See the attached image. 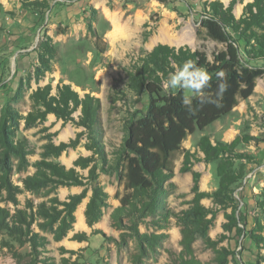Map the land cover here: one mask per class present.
<instances>
[{"label":"rangeland","instance_id":"rangeland-1","mask_svg":"<svg viewBox=\"0 0 264 264\" xmlns=\"http://www.w3.org/2000/svg\"><path fill=\"white\" fill-rule=\"evenodd\" d=\"M42 1H46L45 7L36 10L34 6L23 5ZM212 1L215 0H24L23 3L0 0V116L7 106L22 118L26 116L31 111V93L47 84H51V95L56 94L58 84H65L80 98L89 95L100 101L98 121L91 132L76 125L79 111L72 115L74 122L63 123L52 114L42 123L36 122L31 126H26L24 119L19 120L14 141L27 142V168L18 172L15 169L16 157L11 159L13 171L10 179L22 190L17 195L19 209H24L26 200H31L34 205L52 197L59 202H67L70 196L80 194L84 189L86 196L82 202L89 201L94 182L88 181V177L94 167L95 182L108 198L107 207L102 209V229L93 230L89 245L75 251H81L85 264H131L133 255L140 252L131 232L124 226L117 229L110 220L113 210L121 205L120 199L130 192L124 189L125 153L121 152L124 126L139 119L149 104L146 94L136 97L128 89L126 72L159 44L199 51L211 61L212 54L221 51L222 45L207 39L200 23L208 10L207 2ZM219 1L225 6L231 0ZM252 1L242 0L235 5L233 14L236 19L241 17L244 6ZM88 23L106 44L104 53L96 50L93 37L88 32ZM182 33H186L189 40L184 44L171 42ZM46 37L51 38L57 53L51 62L52 72L36 81L30 75L37 65L38 46ZM243 44L241 41V48ZM250 64L264 67V59ZM163 89L165 95H174L178 91ZM184 94L186 97L191 95L188 90H184ZM78 134L80 137L75 149L46 160L59 163L66 169L74 168L86 185L47 186L37 194L25 191L22 179L36 172L35 163L42 160L44 145L68 143ZM245 135L253 140L239 144L234 150L240 158L234 160L233 170L242 174L231 187V207L223 208L215 205L211 198H203L200 204L215 212V216L204 236L195 235L191 247L201 264H217L215 251L221 247L232 253L227 256L226 264H256L257 260L264 264V249L257 248L249 238L250 234L258 233L255 221L261 225L264 237V214L259 208L261 203L264 204V75L256 81L253 95L247 100H239L230 114L203 130L195 129L185 138L180 150L171 158L173 176L164 185L165 194L160 198L161 205L156 213L139 219L137 215L122 218L125 226L130 225L129 218L137 221L140 234L166 236L154 250L147 249L146 256H142L137 264H172L177 259L182 249L178 221L190 208L194 197L193 173L199 174V192L211 195L218 188L216 167L219 160H203L204 156L198 149L199 139L207 136L212 144H230L236 137ZM94 141L100 146L99 151L88 150ZM186 152L191 155V165L190 170L184 172L181 168ZM79 157L91 158L92 162L86 169H80L73 165ZM0 207L13 211V206L5 202H0ZM233 212L236 226L231 232H225L226 215ZM210 218L208 214L206 219ZM32 230L46 236L49 242L45 248H39V259L52 257L59 262L61 241H53L52 235L41 232L36 225ZM2 239L10 241L6 235H0V242ZM12 244L18 253L29 252L27 245L21 248L15 242ZM62 257L70 259V262L76 258L69 254ZM0 264H15L1 245Z\"/></svg>","mask_w":264,"mask_h":264},{"label":"trees","instance_id":"trees-1","mask_svg":"<svg viewBox=\"0 0 264 264\" xmlns=\"http://www.w3.org/2000/svg\"><path fill=\"white\" fill-rule=\"evenodd\" d=\"M23 3L24 0H19ZM242 0H231L226 7L219 0L207 2V12L201 20L200 27L205 37L222 45V50L212 54L209 61L206 54L191 51L189 48L169 47L157 45L151 52L133 64L126 72L127 87L136 96L146 94L149 104L146 112L137 120L124 126L122 153H125L124 189L130 191L120 199V207L113 210L110 215L112 225L117 229L127 228L130 235L136 239L140 252L133 255L131 264H137L142 256H146L147 249L154 250L166 238L164 234L147 235L138 232V222L129 218V226L123 225L124 216L137 215V219L151 216L156 213L161 205L160 198L165 194L164 185L173 176L171 158L180 150L185 138L194 133L195 129L203 130L212 123L222 119L232 112L239 100H247L253 95L256 81L264 75L263 66L251 65L264 59V0H253L243 8L240 18L236 19L233 9ZM34 6V9L44 8L46 1L23 3ZM88 32L94 40V46L99 53L106 51V44L92 27L87 24ZM200 34V32H198ZM243 41V48L240 42ZM56 48L51 38L46 37L37 49V65L30 75L36 81L52 72L51 62L56 56ZM192 61L197 66L207 70L211 75V87L206 89L208 96L215 98L221 79L217 73H225L228 88L219 100V106L201 103L199 97L192 98L193 112L188 111L183 100L186 98L184 90H178L174 95H165L163 81L169 72L174 71V66ZM51 84L38 87L30 95L31 111L23 118L10 106H7L0 116V202L13 206V211L8 207H0V235H6L10 241L1 240V248H5L11 255L15 264H85L80 253L59 247L61 255L59 262L55 258L39 259V248L48 245L46 236L32 230L36 225L41 232L52 235L53 241L60 242L73 228L75 223L74 213L86 196V189L82 193L70 196L67 202H59L56 197L34 205L31 200H26L24 209H19L17 195L22 192L15 186L11 179L13 171L12 157H16L15 169L20 172L27 168L26 160L29 154L26 140L14 141L15 130L19 120L24 119L26 126L36 122L42 123L47 115H54L63 123L74 122L72 115L79 111L76 125L85 130L93 131L98 121L100 101L89 95L80 98L70 86L58 84L56 94L51 95ZM80 134L68 143L44 145L42 160L35 163L36 172L32 176L22 179L25 191L37 194L40 189L51 186H85L82 177L74 168L66 169L63 165L48 161V158H57L68 149H75L78 145ZM95 140V139H94ZM253 138L249 135L236 137L230 144H212L207 136H202L198 142V149L203 154L205 162L219 160L216 174L219 178L218 188L211 195L199 192V174L193 173L192 192L194 197L190 208L179 218L181 228L182 246L178 257L172 264H201L194 255L191 247L196 234L204 236L215 212L200 204L203 198L209 197L215 205L230 208L232 204L231 187L240 179V174L233 170V162L240 158L234 150L239 144H247ZM93 141V140H92ZM100 146L94 141L89 149L98 150ZM99 151V150H98ZM191 155L184 154L181 171L190 170ZM92 162L91 158L79 157L74 166L86 169ZM94 167L89 171L88 181L94 182L91 187L92 195L84 211L85 222L89 227L98 223L102 218V209L107 207L108 195L102 190L93 177ZM58 206L62 208L59 209ZM264 214V204L259 206ZM210 214L211 218L206 219ZM166 219V218H165ZM227 223L223 226L225 232H231L236 226L234 212L226 215ZM258 233L249 235L257 248L264 249V237L261 235L262 227L255 221ZM260 228V229H259ZM94 234H98L94 231ZM224 238V237H223ZM72 240L84 242L88 237L84 233L75 234ZM15 242L19 247L27 245L29 252L18 253ZM209 244L215 246V243ZM44 250V249H43ZM45 252V251H44ZM217 264H226V258L232 253L221 247L215 251ZM65 254L76 256L73 262L62 257ZM236 264V263H235ZM256 264H261L259 260Z\"/></svg>","mask_w":264,"mask_h":264},{"label":"clouds","instance_id":"clouds-1","mask_svg":"<svg viewBox=\"0 0 264 264\" xmlns=\"http://www.w3.org/2000/svg\"><path fill=\"white\" fill-rule=\"evenodd\" d=\"M217 78L221 79L218 85L215 98L208 96L206 89L211 87V75L206 69L197 66L192 61H186L182 65H176L174 71L169 72L167 78L163 81V87L167 90H188L191 95L184 98L183 103L188 107L189 112L192 109V97H199L200 102L214 104L219 106V100L222 98L223 93L227 91L228 84L223 71L218 72Z\"/></svg>","mask_w":264,"mask_h":264},{"label":"crops","instance_id":"crops-1","mask_svg":"<svg viewBox=\"0 0 264 264\" xmlns=\"http://www.w3.org/2000/svg\"><path fill=\"white\" fill-rule=\"evenodd\" d=\"M50 115H47V116H50ZM87 202H85V203L82 202V203L79 204L77 210L74 213V216H75V223L73 224L74 225L73 226L74 229L72 228V231L70 230L68 232L67 237L64 240H62L60 242V244H59L61 247L65 248L66 250H69V251H78L80 249L86 248V246L89 245V242L92 241V237H91L92 231L93 230H96L98 228H101V226H102L101 225V221L99 223L94 224L92 227H89L86 224L85 217H84V211H85ZM78 220H80L81 226L79 225V227L77 229H75V225L77 224ZM79 233L86 234V236L88 237V240L87 241H84V242H78V241L72 240V237L75 234H79ZM93 237H95V236H93Z\"/></svg>","mask_w":264,"mask_h":264},{"label":"bare ground","instance_id":"bare-ground-1","mask_svg":"<svg viewBox=\"0 0 264 264\" xmlns=\"http://www.w3.org/2000/svg\"><path fill=\"white\" fill-rule=\"evenodd\" d=\"M221 1H222V2H227L228 0H221ZM236 13H239V10L236 11ZM187 40H189V39H188V35H187L186 33H182L178 39H175V40H173V41H171V42H173V43H175V44H180V43L184 44L183 42H185V41H187ZM76 225H77L78 227H79V225L81 226V222H80V220H78V222H77ZM76 225H75V226H76Z\"/></svg>","mask_w":264,"mask_h":264},{"label":"water","instance_id":"water-1","mask_svg":"<svg viewBox=\"0 0 264 264\" xmlns=\"http://www.w3.org/2000/svg\"><path fill=\"white\" fill-rule=\"evenodd\" d=\"M229 5V2L227 3V5H225L226 7Z\"/></svg>","mask_w":264,"mask_h":264}]
</instances>
